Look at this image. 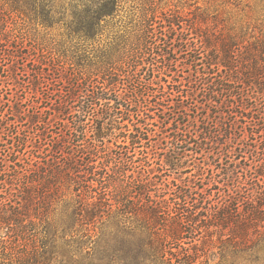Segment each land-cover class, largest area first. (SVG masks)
<instances>
[{
  "label": "trees",
  "instance_id": "obj_1",
  "mask_svg": "<svg viewBox=\"0 0 264 264\" xmlns=\"http://www.w3.org/2000/svg\"><path fill=\"white\" fill-rule=\"evenodd\" d=\"M6 1L25 14L15 7L17 0ZM116 11L117 0H99L75 10L69 31L93 41L102 34L101 23ZM153 12L142 11L140 33L119 55L112 51L86 70L61 71L57 77L46 61L23 57L8 39V30L0 36V56L11 62L3 82L14 95L11 112H0V153H5L0 155V264H53L57 230L49 214L60 204L71 208L60 239L74 252L85 251L87 264H108L104 254H94L91 234L110 217L142 235L139 264H209V258H200L213 237L231 248L233 257L247 264L264 263V41L237 42L202 28L194 17L161 18L154 25ZM173 51L202 54L191 60L199 76L185 90L172 85L173 77L168 83L163 77L172 70ZM21 59L24 83L16 70ZM130 79L137 85L125 91ZM57 81L63 84L64 100L49 109L63 121L64 131L52 135L53 119L43 117L41 105L47 100L44 93ZM22 90L39 91L42 97L26 107ZM183 98L200 99L202 121L186 120L190 115ZM150 113L158 118L159 133L148 128V121L154 120ZM180 115L185 120H179ZM88 116L98 118L103 127L88 133ZM25 126L36 133L21 140ZM112 130L119 131L117 137L123 134L124 145L109 160L102 144ZM26 144L31 149L26 150ZM148 147L153 166L144 150L135 157L139 148ZM246 150L251 157L241 166ZM189 154L206 158L188 171ZM192 170L202 187L190 177L167 181V172ZM116 175L122 190L112 187ZM129 184L135 194L124 196ZM69 233L78 237L63 240Z\"/></svg>",
  "mask_w": 264,
  "mask_h": 264
},
{
  "label": "rangeland",
  "instance_id": "obj_2",
  "mask_svg": "<svg viewBox=\"0 0 264 264\" xmlns=\"http://www.w3.org/2000/svg\"><path fill=\"white\" fill-rule=\"evenodd\" d=\"M18 4L15 7L23 10L25 13L21 15L16 10H12L6 0H0V36L5 32H8V39L13 42L15 46L21 49L23 57H27L33 60L42 59L49 63L54 69H56L55 76H59L62 72H73L79 69L86 70L89 65H96L100 57H107L109 53H114L115 56L119 55L123 47L131 45L140 33L142 28V11L144 9H152L154 12L153 20L156 23L161 21V18L167 19L175 17L176 20L190 21L191 18H196L201 23L202 28L206 27L208 30L215 29L223 36L225 34L228 37H234L237 42H253L256 40L264 41V0H117V11L113 18H108L101 24L102 34L96 37L93 41H86L73 35L69 31L70 25L74 19L72 17L73 11L81 10L85 6L96 5L99 0H53L52 3H48V0H17ZM49 6L52 10H48ZM42 18L46 19L44 24ZM71 22V23H70ZM182 29L187 28L185 23L182 22ZM184 30V29H183ZM185 33H189L184 30ZM190 34L186 38L191 37ZM14 51L15 49H11ZM58 55V59L56 58ZM71 56L74 57L75 62ZM202 54L199 51L191 52V54H181L178 52H172V70L163 76L165 81L170 82L172 77L174 82L172 85L179 87L180 89H187L188 82H194L199 73L191 67V60L193 58H201ZM25 59L19 60L17 64V77L20 82H26L27 76L23 74V64ZM11 62L7 56H0V112L3 114L10 113L9 106L14 101V95L8 91L4 78L6 71ZM32 68L31 65L25 67L26 71ZM57 73V74H56ZM74 82V81H73ZM166 83V84H167ZM165 84V85H166ZM196 83L195 87L198 89L199 85ZM61 82H54L53 87H50L44 93L43 97L47 100L43 101L41 110L46 111L43 117L47 119H53L50 123V134H61L64 131L62 127V120H57V115L50 110L56 104L61 103L64 100V91ZM133 80H129L124 86V90L129 91L136 86ZM165 87V86H164ZM143 90V89H141ZM23 93H19L22 97L25 106L34 105L37 101V97H42L41 92L33 93L30 90H22ZM199 91V90H198ZM251 95L250 91H247ZM175 94V93H174ZM202 93L200 92L198 98ZM178 99V98H176ZM184 110L190 115L186 118L189 122L192 118H195L199 123L202 121V114L198 113L197 108L202 107L200 99L193 100L183 98ZM40 101V100H38ZM39 105V104H38ZM195 105L197 107H195ZM98 110V107H95ZM97 113H100L98 110ZM171 112H169L170 114ZM154 116L153 123L148 128L154 132L159 133V122L155 113H150ZM159 114V113H158ZM10 116V115H9ZM162 116V115H160ZM63 118V117H61ZM72 117L70 116L67 123H71ZM179 120H185L183 116L178 117ZM67 120V118H65ZM98 118L88 116L85 120V128L88 133L91 130L103 127V124L99 122ZM125 125H129L128 129H131L130 124L125 121ZM20 132V139L32 138L35 136L36 129L33 127H22ZM111 137L104 139L102 147L108 151L109 160L116 157L119 150L118 146L124 145L123 137L116 136L119 133L118 130H112ZM125 130L123 129V133ZM163 135H161L162 137ZM264 136V135H263ZM29 143V142H27ZM151 144V142L149 143ZM27 149H31L30 144H26ZM45 147V146H44ZM47 148V147H46ZM150 148H139V154L136 152L135 157H140V153L144 150L148 153L149 162L153 166L154 159L150 152ZM32 150H35L32 148ZM5 153L1 152L0 155ZM34 155H37L33 151ZM244 159L241 158V166L243 163L248 164L249 153L242 154ZM3 157V156H2ZM251 157V156H249ZM206 158V154L190 155L187 156V164L193 169L196 164L201 163ZM132 169V168H131ZM181 171V170H180ZM183 171V170H182ZM239 171V169H237ZM194 170L189 173H180L177 171L167 172V181L173 179L176 183L179 180L178 176L192 177ZM119 176L113 177L112 187L122 190V184L119 181ZM222 178V175L219 177ZM196 184L202 187V181L199 177L194 178ZM228 182V181H226ZM122 188V189H121ZM139 189L138 187H136ZM135 186L132 184L125 187L123 193L124 196H133L135 194ZM122 192V191H120ZM119 192V193H120ZM212 194L215 190L211 191ZM126 194V195H125ZM71 208L63 205H57L56 209L49 214V220L57 230L55 242H54V257L53 264H72L74 260H79V264H87L86 259L83 257L85 251L74 252L72 249L63 245V241L60 239L63 232L60 230L62 227L69 225V215ZM126 227L118 225L117 221L111 217L106 219L103 224H97L95 231L93 232V239L96 241L94 246L96 248L94 254L96 256L105 255V262L108 264H139V244L143 237L139 234V231L127 227L129 224L125 223ZM95 234V235H94ZM72 235V236H71ZM72 237L77 238L75 234H66L62 239L70 240ZM209 243V242H208ZM209 250H205L206 254L202 255L200 261L209 258V264H247L240 259L239 256L233 257L231 248H226L221 245L215 237L212 239V244L209 246ZM239 257V258H238ZM74 264V263H73ZM264 264V263H258Z\"/></svg>",
  "mask_w": 264,
  "mask_h": 264
}]
</instances>
